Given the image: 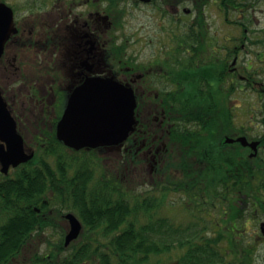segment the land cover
<instances>
[{"label": "flooded vegetation", "instance_id": "af4514ba", "mask_svg": "<svg viewBox=\"0 0 264 264\" xmlns=\"http://www.w3.org/2000/svg\"><path fill=\"white\" fill-rule=\"evenodd\" d=\"M126 3L0 0V95L24 151L33 154L30 160L8 167L0 158V187L11 198L16 188L26 191L30 225L26 229L28 242L19 256L36 246L46 247L45 240L65 241L70 231L68 213L82 224L78 237L87 236L74 205L80 199L79 191L89 187L104 195L101 190L119 189L134 202L144 192L158 188L164 179L165 158L169 164V195H182L184 208L190 205L202 214L206 206L217 208L219 204L200 197L189 202L187 193L223 188L219 171L211 168L212 162L202 159L203 152L222 149L221 145L206 151L203 142L213 139L197 136L201 131L196 130L206 123L189 119L191 93H205L206 79L221 77L222 48L216 32L211 35L210 31L221 21L222 0H132L138 13L135 32L113 23L116 12L122 16L126 13ZM196 9L201 12L197 14ZM192 27L198 43H192ZM131 37L134 52L130 50ZM192 44L198 47L196 51H192ZM237 69L234 62L227 71ZM110 78L134 93V130L117 144L81 148L66 145L57 133L71 94L86 81ZM239 78L245 81L244 76ZM238 91L236 85L235 94ZM259 124L248 123L256 125L252 133L262 131ZM11 139L14 136H10L9 128L3 127L0 146L4 150ZM236 150L248 155L252 152L249 145ZM171 172L180 177L171 176ZM191 176L198 177L192 186L176 185ZM196 212L192 215L200 217ZM7 213H13V208ZM233 227L232 231L236 230L234 223ZM219 230L222 227L200 236L216 239L222 237Z\"/></svg>", "mask_w": 264, "mask_h": 264}, {"label": "trees", "instance_id": "16d2710c", "mask_svg": "<svg viewBox=\"0 0 264 264\" xmlns=\"http://www.w3.org/2000/svg\"><path fill=\"white\" fill-rule=\"evenodd\" d=\"M116 14L118 15H114V23L120 25L121 17L119 13L116 12ZM191 35L192 43H198L200 40L198 36L193 32ZM196 48L198 47L191 45L192 51H196ZM233 53V49H225V54L222 56L225 55L227 59L222 62L221 57L223 68L221 77L206 79L205 93L197 96L191 93L189 107L191 121L206 123L202 128L196 129L201 131L197 136L213 139L203 142L202 146L207 148L206 151L217 144L225 146V136L235 137L239 134L248 135L250 139H257L261 148L254 156L242 150L233 151L228 146L202 153L204 162L206 159L209 160L212 162L211 168L219 171L217 174L220 175L223 188L218 192L198 189L187 194H189V202H193L194 197L196 199L200 197L202 201L211 200L213 203L216 201L221 204L217 208L220 211V219L224 223L222 230H219L222 237L216 239L201 237L204 227H199V221L202 220L197 215L193 222L185 226L161 214V208L166 204L170 190L168 166L164 164L161 173L164 179L158 183V188L148 191L134 202L126 199V194L119 189L101 190L104 195H101L97 189L89 187L85 192L79 191L80 199L77 198L74 205L84 224L85 232L89 233L88 237L80 236L77 238L79 240L77 243L76 239L68 246L61 241L57 246L59 251L56 254L34 255L33 258L20 261V264H35L36 261L46 262V264H82L84 262L147 264L152 256H158V261H161V255L171 252L172 248L185 250L176 254L174 260L167 261L166 264H253L254 249L242 241L244 234L240 233L241 230L237 226L234 231L232 228H234L233 223L237 225L239 222H244L248 207L251 209L253 219L257 216L254 211L258 208L264 213V117H258L256 114L253 118L255 122H261L263 129L254 137L247 133L252 130V127L255 128L254 125L246 127L241 124L238 127L233 123L236 108L240 111L237 113L240 121L245 119V115L249 116L252 111L253 105L248 101L249 95L246 89L258 90L256 95L261 99V92L264 96V86L255 81L257 78L263 81V78L262 75L255 77L257 73L251 71L254 66L252 60L246 62V68L242 71L241 68H238L237 72L227 71ZM256 57L258 62H263L262 54H257ZM262 69L264 71V67ZM239 76H244L245 81H242ZM236 85H239L243 93L240 95L241 103L238 107L231 103ZM255 108L262 114L264 107L262 108L261 104ZM242 110L244 113H241ZM194 179L198 177L191 176L190 180L176 182V185L178 184L180 188L186 185L192 186ZM175 191H178L177 187ZM25 192L16 188L11 198L7 190L0 187V218L4 219L0 221V264H13V259L19 256L25 243L28 242L26 229L29 224V210L25 206L27 203V200H24ZM11 208L13 213L8 214ZM234 233L238 236L237 241L231 239L226 244L223 241L225 234L233 235ZM45 242L52 244L49 240ZM61 251H67V253L62 256V253L58 254Z\"/></svg>", "mask_w": 264, "mask_h": 264}, {"label": "rangeland", "instance_id": "374dc122", "mask_svg": "<svg viewBox=\"0 0 264 264\" xmlns=\"http://www.w3.org/2000/svg\"><path fill=\"white\" fill-rule=\"evenodd\" d=\"M223 1H225L224 4ZM124 6V8L126 9V13L124 14L123 19L124 28L128 32H135V28L138 23V13L135 8V5L132 4V0H127V3ZM186 8L191 9L192 7L186 5ZM212 8L214 9V7ZM221 8V21L216 25V27L215 25H213L212 30L210 31L211 35L216 32L217 38L218 40H220L219 43L222 48V54H225V49H233L234 53L233 56L230 58V64L235 62V65L237 66V68H241V71L246 68V62L251 59L254 64L251 71L257 73V75L254 74L256 75L255 77H257L258 75H262L263 78V81L259 78H257V80L255 81L259 82L260 85L263 84L264 86V71L262 69V67H264V0H222ZM196 11L197 14L199 13V11L201 12L200 9H196ZM214 11L217 10L214 9ZM206 12L210 13L209 10H207ZM232 21H235L234 24ZM192 30L193 31L191 32L195 34L193 27ZM130 39L132 41V44L130 45V50L134 52V39L133 37H131ZM257 54H262L263 62H261V64L258 62V57H256ZM225 59H227L226 56H222V62ZM257 91L253 89V92H248V101L252 105L257 104L259 106L261 104L263 108V93L261 92L260 95H262V97L261 99H259V97H257L256 95ZM242 94L243 93L241 92L238 93V96H233L231 103L238 104L240 95ZM234 112L235 118L233 124L240 127L241 124L246 121V126H248L250 120L249 116L245 115V119L240 121V119L237 118V113H240V111L234 110ZM241 113H244V111L242 110ZM262 114L264 115V108ZM226 139L227 138L224 139L225 146L222 145V148H226V146H228L232 149H237L241 145L235 143L231 144L232 142H227ZM246 141L248 140L246 139ZM236 149L234 150L236 151ZM260 149L261 148L258 147L257 153L260 151ZM165 164H168V160L166 158ZM171 173V176H174L176 178L180 177L179 175L174 174L173 172ZM181 180L182 179H180L179 181ZM182 200V195H179L178 193H173L169 195L167 197V204L163 205L161 208V214L172 218V220L177 222V224H184L186 226L190 222L194 221V219H191V217H194L192 213L194 212L195 214L196 209H190V205L188 207L186 205L187 208H184L185 205L182 203ZM172 201H175V204L172 205ZM217 205L221 206L220 203ZM204 209L205 211H203L202 214L196 212L200 215V218L202 220L199 221V227H204L205 232L203 231L202 233L206 234V232L208 231L214 232L213 230L221 228L224 223L220 219V211L218 210V208H210V206H206ZM225 209L227 210L226 207ZM254 212L257 213V216L253 219L251 217V209L248 207L246 209V217L244 218L246 221L244 220L243 223L239 222L236 226L241 230L240 233L244 234L242 241H244V243L246 242L252 247V249H254L253 264H264V232L262 231V229H264V213H262L259 208ZM219 220L221 222L220 225H218ZM237 237L238 236H235V233L232 235V237H230L228 234H225L223 241H225V243L231 239L237 241ZM77 241L79 240L77 239L76 243ZM59 244L60 241L53 240L52 246L48 247V244L46 247L45 245L36 246L34 250H32L31 252L28 251L26 255H20L14 258L12 262L13 264H16L17 262L25 260L26 258H33L34 255L50 256V254H56L55 252L59 251V249H56ZM184 250V248L183 250L171 249V252L164 253L161 255V261H158V256H152L147 264H158L157 262H159L160 264H166L168 263L167 261L170 262L171 260H174L176 254H179ZM65 253H67V251H61L58 254H61L63 256L65 255ZM35 264H46V262L38 263L36 261ZM82 264L91 263L84 262Z\"/></svg>", "mask_w": 264, "mask_h": 264}, {"label": "water", "instance_id": "95a60500", "mask_svg": "<svg viewBox=\"0 0 264 264\" xmlns=\"http://www.w3.org/2000/svg\"><path fill=\"white\" fill-rule=\"evenodd\" d=\"M135 105L132 89L112 78L86 81L69 98L58 125V138L74 148L117 144L126 139L134 129ZM5 106L0 95V135L3 127H6L9 128L10 136H14L7 143L6 150L0 146V158L8 167L10 164L16 166L27 161L33 154H26L23 150L22 139L16 134L15 123L8 116ZM226 138L227 142L234 141ZM236 141L248 144L245 137H238ZM250 146L256 152L257 142H251ZM67 218L70 220V231L67 233L65 246L76 239L81 231V223L76 216L68 213Z\"/></svg>", "mask_w": 264, "mask_h": 264}]
</instances>
